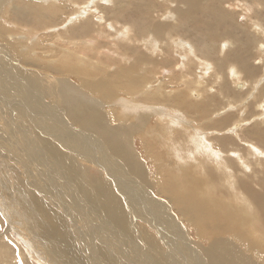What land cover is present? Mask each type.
Segmentation results:
<instances>
[{
    "label": "bare ground",
    "instance_id": "1",
    "mask_svg": "<svg viewBox=\"0 0 264 264\" xmlns=\"http://www.w3.org/2000/svg\"><path fill=\"white\" fill-rule=\"evenodd\" d=\"M55 1L56 0H47L45 3L43 2L44 5L49 6L47 8H37L33 5H26L24 3L13 2L12 4L10 3V7H7L6 9L3 8V9L4 11L7 12L8 15L13 16V20L14 19L17 20L16 23L13 22L17 26L26 25L32 29L35 27H44L45 29H47V27L52 26V24H55L58 21V17L60 14V8H58L56 4H53L55 3ZM98 1L99 0H86L85 2H83L79 0H70V3L72 2L73 3L72 5H74L81 12H77L78 15H75V16L71 15L69 21L66 22L64 26L71 25L73 23L75 24V22L77 21H80V22L78 23L77 26L71 27V29H68L66 33L68 31L70 32L66 35L68 36L70 35V37L67 36L68 39L70 40L74 38H80L84 36L88 30H91L92 27H96L95 29L97 30L99 29V31L103 35V38L111 37L109 38V41H107V39L105 38L104 39L101 38V40H105L108 44H105L106 42L103 44L102 41H99L102 44L97 43V45L95 46L92 45V46H89L88 48L85 47L86 49H83L80 47L79 49L75 50L77 52H74V50L73 51L67 50L66 51L67 53L65 52L64 54L62 53L60 54V55H63L68 60L66 64L65 63L63 64L60 62L55 63L52 61V65H46L45 68L51 72H54L55 74L57 73V74L65 75V73H68V74L74 73L73 78H75V80L77 79V81L79 82V84H81V86H83L86 90H89L90 93L92 94L96 93L97 96H100V99L96 100L97 103H101V101L107 102L109 100H112L114 97L116 98L117 94L122 93V92H125V93L127 92L131 93L133 91L140 92V89H141L143 91V94L141 95L143 97V100H145L146 103H149V101H151L150 103L154 105L157 104L156 106L160 108V111L155 112L157 113L158 118L156 117L157 119L155 120L154 126L152 127L148 126V127L142 128L141 127L142 125L147 126V124L149 125L150 124L149 122L152 121V117H150V115L145 116L144 114L141 117H139V120L137 121V123L141 124V126L133 125L134 127L131 128L133 132L136 131L138 133L140 129L144 130L145 128H147L146 131L144 132V135L142 134L143 136L140 135L139 139L133 140L135 148H137V150L141 148L140 149L141 156L139 157V155L138 156L132 155L131 153L133 152L131 148L130 150L127 149V146L121 141L122 140L121 138L123 137V133L119 129V127L111 129V126L108 124V120H107L109 119L108 118L109 114L107 115L105 113L107 116L102 117L101 114L99 115L96 112L97 107L93 108L91 106L84 105V103H83V106H81L79 104L80 101H76L75 102L76 104L73 103L69 111L65 110L67 113L66 114L60 102L58 104H52V103L49 104L48 101H44L46 99H44V97L42 96L41 98L44 99L43 103L38 104L39 98H37V94H38L37 91L44 90L43 82L41 80L34 78L33 81H31L30 83L26 82V85H25L24 83L25 78H24V81H22V78L20 77L19 74L14 75L15 76L14 82L12 81L5 82V79H3L0 76V150L3 152L2 159H1L2 160L1 165H4L2 168L7 173L11 172V173L17 174V176L19 177L18 182L20 184L17 187L18 188L17 191L19 192L20 197L28 198L26 199V201L23 198L24 200L23 205L25 207L24 213H25L27 221L25 220L23 214L19 211L18 207L17 206L11 207L15 205V204H11V205H8L9 207L6 206L7 208H9V214L8 215L6 213L5 214L9 220L7 222L6 227L4 225L5 229L4 228L2 229L6 230V232L7 231L12 232V230L15 227L17 228L20 227L17 223L19 222L23 223L26 221L27 223L25 222L23 224L24 226L25 224L28 226L24 227L25 231L23 232L18 230L19 234L26 239L27 235L29 236L28 227L32 228V230L34 231L33 232L34 234H35V231H38L37 232L38 236L36 234L35 238L38 237L39 242L35 244L36 245L35 247L37 248L38 251L42 252L43 254L42 258L45 259L44 262H46V260L47 262H51V259H53V262L51 264H87V260L85 257L87 256L86 248L87 250H89V252L91 251V248H92L93 256L90 259L88 258L90 261L89 262L90 264H104V262L109 263V264H128L126 263V261H122V259L123 260L125 259L123 251H125L126 253H129L132 257L134 256L137 263L145 264L146 259H144L145 257L143 256H145L144 254H147V256L150 254L151 255L150 258L154 260L153 262L151 261L152 264H161V263L162 264L164 263L182 264L181 262L175 263V261L172 258H170V254H167L165 257H163L162 255L164 253L160 251L158 246L157 248L149 247L148 250L142 253L138 252L139 250L137 247L139 246V244L142 243L143 246L146 247V245L150 242V240L152 243L161 244V242H163L162 243L163 245L168 243L169 246L171 247L175 246V248L181 252L182 258L184 255L187 256L185 259L189 264H201L202 263V261L201 262L199 261L198 254H193L192 250L195 251L194 249L195 247L193 245L191 246V244L188 243V240H189L188 237L186 236L183 238V236H185L183 234L184 232L183 228L179 225L180 227L177 226L178 228L175 229L174 225H176V223L178 224L180 223L173 218L172 214L171 215L168 214L169 210L167 206L165 204H162L164 201L161 203L162 205H160L159 208H157L159 212L156 210L158 212V214L155 213L156 217L153 214L155 211L153 210L149 211L151 215L153 214L154 216V219H152V221L154 222L153 225L157 229L159 230L165 229L164 228L165 224L168 225V227L170 228V231H168L167 229L164 232L162 231L163 236L161 237H163L162 239L163 241L158 240L159 237H157L153 232L152 233L148 232V234L147 233L143 234V231H141L143 238L139 237V241L131 239L133 237H136L135 233L138 232L137 227L135 226V222L131 218L137 215L136 210H141V209L137 208L135 204L133 203L134 201L133 198L137 197L136 193L132 194L133 192H135V189L134 191H130V190L127 191L128 190L126 189L127 182L126 183L121 182L123 180L121 170H120L121 167L118 168L117 164L111 165V168L109 165L108 167L110 168L109 170H107L106 167L103 166L104 172L101 173L100 171L97 172L96 170L94 173H99V174L97 175L92 174V176L90 175V177H87L88 179L83 178L84 171L82 170L79 172L78 161H76L75 159L76 157L73 155H70L69 153H67V151L73 152L74 155L78 153V154H81L83 156L90 157V158H93L94 155L98 156V154L96 153V151H98V146L95 142L96 139L90 135V132L89 133L86 132L87 136L85 138H84V135L82 134L85 132V130L88 131L89 128L96 127L98 129L103 130V132L107 135V139H108L107 142L109 143L110 152L112 150L114 154H118V156L119 155L121 156L120 160L122 164L127 169H129V171L132 173V176L135 173V175L139 176L142 180H145L149 183V179L144 171L145 169L144 164L141 162V159H143L144 155H145L144 158L147 161V164H146L147 168L153 167L154 169L161 170L164 173L162 181L161 182L159 181L161 179L159 176L157 177L158 181L156 183H158V185H160L161 183L163 184L161 187V191H165V193L168 192L170 194L174 202L177 203V211L180 212V215L186 219L188 225L190 223L191 228L193 230L195 229L196 233L199 236L203 237L204 242L206 241L207 245L204 247V250H206V255L210 260V264H260L255 259V257L253 258L251 256L252 254L251 252L259 256V258H261V256L264 255L263 246L256 244V242L254 241L255 239L253 240V238L258 239L260 237L262 239V237H264V178H261L260 176L259 177L260 179H258L257 172L247 171L245 169L246 168L245 165L242 168V170L241 169L235 170L234 167L231 168V165H233L235 162L233 160L232 162L227 161V160L231 161L230 159L231 157H229L231 156L229 154V152L231 151H229L226 154V156H222V157L219 156L220 152H218V150L222 148V145L224 146L226 144V140L228 138L221 137V139L216 140L217 143H219L220 145V148L216 150L215 146L217 145L215 142L216 138L214 136L215 135L214 131L218 132L219 130H217V128H219L220 126H223V124H225L226 122L228 123L229 116L227 117L226 120L218 122V121H215L214 119H211L210 116L212 113L211 114L208 113L210 112L209 109H206L205 111L206 113H202L199 110L200 111L199 113L194 114L195 112H192V111H195L194 110L195 108H193L192 111H191V108L196 103L193 102V105H189L190 102L188 99L187 100L189 103L186 100L185 101L187 102V104L184 103L182 99L185 98L184 96L186 95L183 96V92H181L179 89H178L179 92H175V90L170 89L171 88L170 84L172 83H169L168 80L162 81L161 83L157 85L156 88L153 86L154 87L153 89L151 87H148V84L146 83L150 81L149 70L152 64L156 63L158 60H160L158 62L160 64L168 63L169 62L167 61L169 60L168 56H170V59H171L172 50H168V48L171 47L172 41L170 42L169 40L173 36H176V33H175L176 31H181V30H178L179 28H176L177 25L179 24H181L180 27H183L181 29H185L187 31L190 29L191 30L194 29V31L192 30L193 31L192 34H194V38H193V41H190L189 43L180 42L178 44L179 48L177 52L178 51L179 52L177 54H179V56L181 57H184L186 61L184 64L179 63L177 69L179 68L180 71H175V70L171 71L172 73H174L173 75H175V77L180 76L183 79L186 78L184 80L186 81L190 77V75L186 72H188L190 68H192L193 66L194 67L199 66L198 67L199 71H204V74L202 73L203 74L202 82L199 83L200 85H204L206 83L205 78L207 77V73H209V76L212 75L216 77L214 79L215 81L218 80V77H219V80L221 79V75L223 74V67L221 68L222 70L218 68L219 66L217 65L219 63L217 61V58L216 59L213 58L214 57L213 54L216 53L215 52V48L217 45L216 42L218 41L217 33H213V32L208 33V37H204L206 34H204L203 31H201V24H199L201 23V21L199 20L195 22L194 24L190 22L192 20L191 14L195 12H196L195 13L196 15L197 13L200 14L201 11L204 9L205 5H209L210 7V5L212 4L217 7L218 1H215V0H179L178 2H176L174 0H166L169 2L168 4H163V6H166V11L162 15L158 14L157 18H155L156 16L151 14L153 15L152 17L148 13V11L146 12L144 11L145 14L147 15L146 19L148 20V22H145L144 18L142 17L141 19H143L145 25L142 24L143 21L141 20L140 22L142 25L140 24L138 20H136L135 23L134 21L132 23L130 22V20L128 21L124 19V11L125 12L129 11L130 13L129 9L138 5L137 0H113V4H111L112 2L110 3L111 6L107 3L110 7L105 5L104 7L105 11H101L99 9L98 5H100L101 1H99V3ZM146 2L144 3L145 5L142 3V6L144 5L143 8L149 9V4H146ZM263 3H264V0H259V5H257V7L259 8L264 7L262 5ZM1 4L2 3L0 2V6ZM44 5H41V6H44ZM151 5H153V3ZM235 5L236 4L234 3V6ZM92 6L98 8V10L101 11L102 13V16L98 15L99 19H101L102 17V20L99 22H96L95 24H92L93 21L91 22L90 20V14H92L91 13L92 11L95 12L98 10H96L95 8L91 10ZM160 6L162 5H159V7ZM235 7H238V4ZM138 9H140V7L139 8L137 7V10ZM252 9H255V8L246 7L244 9V11L247 13V15L245 14L246 18L249 17ZM108 11H110V13ZM172 11H174L175 15L178 18H181L184 20L182 23L177 24L176 27L174 26L173 29L170 28V25H171L170 23H167L162 20V17L166 16L167 12H172ZM115 12L118 15L115 14ZM108 16H111V19H109L110 17ZM114 16H117V17H114ZM169 18H174V16H169ZM178 21H181V20H178ZM138 22L140 26H136ZM103 24H105L106 29L104 28ZM253 24L259 29H261L262 31L261 37L262 35L264 36V31H263L264 28L260 27L261 21H253ZM148 25H152V28L154 30V32L150 34L148 33V34L153 35L155 38L158 37L160 42H157L156 39L151 40L149 35L141 36L142 33L137 30V28H140V30H144V31L146 30V28H148L149 30ZM202 26H204V24ZM57 27L55 28L57 29ZM109 28H112V31L109 30ZM48 29L50 30V28ZM0 30L4 31L2 25H0ZM29 30L31 29L29 28L25 29V31L27 32ZM1 31H0V34L3 33ZM94 31L93 32L91 31L92 33L90 32L89 34H93ZM139 35L141 36V39H143L142 41L144 43L143 47L141 45V48L143 50L145 48H150V52L144 53L146 50L145 51L141 50L140 52L138 51L139 53L138 55H136V57L131 56L129 53H127L128 50L123 48L122 45H126L129 41L135 42V43L136 41L137 43L140 42L141 40H140ZM215 35L217 36L215 37ZM148 36L149 38L147 39ZM166 37L167 39H169L168 40L169 43L167 42L166 44H162L161 39H164ZM228 37L226 38L227 39L226 41L222 40V42H220L222 47L220 46H219L220 48L217 47L219 49L217 51L219 53V57L224 62L225 65H226L225 61L229 55L228 49L226 50V48L227 46H231L233 44V42L230 40V36ZM210 42H213V43H210ZM159 43L160 45L162 44L163 47L165 46L164 50H162L163 48L159 45ZM185 43H188L190 47L188 46L189 47L188 48ZM138 44L136 47H138ZM86 45H87V42H84V46ZM102 45L108 46L109 48L113 47V49L112 50L109 49L110 52L109 51L107 52L105 48L103 51V48L102 49L100 48V46ZM95 48H98L99 51H102V52L101 53L99 52L96 55ZM83 50H85L84 51L85 53H90V54H93L94 56H92L91 59L88 58L87 55L84 56L85 53L84 54L82 53ZM131 51L133 53L135 52L133 50ZM156 51L165 52L167 54V56H165L166 54L164 55L166 58L163 60L164 57L159 58L157 55L156 57H153V55L151 54L152 52L154 53ZM102 53L104 54V57H102ZM107 53H109L108 57L106 56ZM192 53H194V57H192ZM122 54H127V55L122 56ZM18 55H19V52H18ZM63 56H61L62 59H63ZM73 57L74 58L77 57L78 60L74 59ZM82 58L84 60H82ZM66 59H64V61ZM24 60L28 64L42 67V65L37 63L35 59L24 58ZM91 61H95V63ZM177 61H179V59ZM78 62L84 63L82 66H80L83 68L76 66ZM85 62L88 63V65L85 64ZM89 63H93V65L90 66ZM105 66H107V68L109 67L110 69L105 68ZM0 68L1 70H3L1 67V64H0ZM227 69L231 71V74L229 72L228 73L230 74L231 76L230 78L234 82L239 81V79H241V77H243L244 75L249 77V80L251 81L252 80L254 81L256 79V77L253 79V74L255 73L257 68L253 66L249 69L251 71V72L249 71V73H243L241 70L238 69V67L233 66V65H232V69H231V66H228ZM141 70H142V73L145 72L142 76L145 77V75L146 74L147 75L145 78L143 77L140 78L141 76L140 75L138 79L136 78L135 74L137 73L139 74ZM0 74L3 75V77L8 75L4 72H0ZM180 77H178L177 80L175 79L176 84L180 83L179 82ZM49 80L50 82L49 84L48 83L47 84L52 89L51 91L53 92V94L57 93L58 89L55 88V86L57 85L58 87V84L61 83V80L54 79V78L51 79V77ZM15 81H19V84L20 86H22V88L19 87ZM187 83L188 82H186V84ZM4 85L8 86V88H6ZM221 85H223L221 86L222 88L217 89V90L222 91V92L219 93V91H217L214 88L212 92L210 91V93L214 95L213 99L216 97L224 98L226 99V102L228 101L229 103V100L231 97L230 90H228L229 89L228 87L224 86V82ZM33 90L35 91V93L33 92ZM51 91H48V92H51ZM60 92L62 93V90H60ZM61 93L60 94L58 93L54 97L62 99L63 97ZM204 94H205V91H204ZM34 95H36V99L32 97ZM212 95L210 96L212 97ZM260 97L259 98L262 101V106H264V89L260 92ZM87 99L91 102L94 101L88 97ZM89 101L88 103H90ZM207 101L208 103L211 102L210 105L211 104L213 105V102H212L213 100L210 101L207 99ZM204 102L205 101L203 99L202 101L203 104L201 105L205 106ZM45 104L47 105L46 107L48 108L46 107L44 108ZM191 104H192V101H191ZM65 105L67 104L65 103ZM197 106L198 104H196V107ZM206 106H208L207 103H206ZM53 107L54 109H52ZM218 108H221V107H218ZM55 109H57V111ZM143 109H148V108H143ZM167 109L172 110V111L185 112L186 116L193 118L190 125L193 124L194 128L190 127V125L189 127H184L182 122L179 121V120H183V117L180 118L181 115L179 117H174V116L166 114L167 112L163 113V111ZM103 116H105L104 113H103ZM112 116H115V115H112ZM120 117L122 118V116ZM194 120L200 121V123L198 124L199 125L203 124V126L205 127L203 128L195 124ZM176 122H177V125L174 124ZM73 123L75 124L77 123V125L78 124L82 125L81 129H83L84 132L83 131L82 133L78 132L80 133L79 135L80 137L77 136L76 134H73L70 131L69 129L71 128L70 125L72 126ZM259 123L256 124L257 128L251 130V132L250 131L246 132V137L248 136V134L258 135L259 141L263 142L264 141V127L260 125ZM68 124H70L69 128H68ZM10 125H12V127H10ZM28 128H35L36 130L40 132L42 131L41 133L47 134V136H45L44 138H40V135L38 133L39 136L37 137L31 131V129H28ZM181 133L184 135L181 136ZM196 134L200 138V142L198 143L195 139ZM128 135L131 136L130 133H128ZM203 137H206L209 142H206L203 139ZM79 138H81V141L79 140ZM83 140H86V142ZM162 140L165 141V144H164V141L162 142ZM161 143L162 145L164 144V146L168 150L167 154L169 151H172L171 153L175 155V157L173 156L174 159L172 158L173 159L172 162L167 161L166 163H164L165 160H167V158L165 157V155H163V153H161V157L159 156V152L161 149L160 147L162 146ZM185 143L187 144L185 145ZM258 144L264 145V143H259V142ZM43 147H44V150H43ZM260 147L261 146H259V148ZM93 149H96V150L94 151ZM42 150L49 157L48 166L46 165L47 168L50 167L51 169L50 172H53L54 175H56L54 177L52 176V173L49 174V170L45 172L48 174L47 177L45 176V179L48 180L49 185L43 182V178H42L43 176L40 175L41 173L40 174L37 173L39 170H36L37 172L35 171L36 168L38 169V164L36 161L39 160V158L42 160L44 159V156L42 157V152H43ZM184 150L187 151V153H184L183 152ZM260 150H262V153H263L264 147H261ZM10 155H11V159H8L6 162L5 161L6 156L9 158ZM239 156L241 157V154ZM32 157L35 160L36 159L37 160L31 161ZM74 159L77 163V166H74L73 164L71 165V161L74 162ZM123 159L126 162L123 161ZM15 160H18V161L15 162ZM245 161H247L246 157H245ZM29 162H32V163H29ZM105 162H107V160ZM10 163H16L14 164L16 165L14 169L9 167L8 164ZM98 164L102 165L99 162ZM240 165H242V160H241ZM64 166L66 167L65 169L63 168ZM192 168H194L199 173L201 172L206 173V176L207 175L209 176V177L207 176L208 178L206 182L204 179L205 176H203L204 180L200 179V181L192 179L190 176L191 174H189V171L191 173ZM60 170L62 171L60 172ZM238 172L244 173L243 179L238 176L239 175ZM260 172H263L262 167H260ZM62 173L63 174L66 173L71 176V177L69 176L67 177L69 178L70 182L69 181L67 182H69L68 184L70 186H66L67 184L65 183L66 181L64 182V177H62ZM104 173L105 174L109 173V174H107V176L104 177L103 176ZM109 175L112 176L110 179L108 177ZM113 176H116L118 179H115ZM112 178H114V180H112ZM57 179L59 181H57ZM127 180L129 181V179ZM74 181H75L76 186L73 184ZM0 182H2L1 177H0ZM175 183L176 184L178 183L179 186L177 187L178 184L175 186ZM180 184L187 187L186 188L187 190L185 191L187 197L185 196V193L184 194L182 193V191L184 190L180 191L181 190ZM205 184L207 185L206 187H205ZM142 185L143 184L139 186L142 187ZM199 185L200 186L203 185L204 187L203 193H199L197 191V188ZM190 188H192L193 190H191ZM211 188L214 189L213 190L214 196L212 192V196H213L212 200L210 199V195H211L210 189ZM0 189H2V186H0ZM158 189L159 188H157V191ZM227 189L229 193L227 192ZM231 190H232V194H231ZM124 191H126V193ZM217 193L219 194V197L221 196L223 197L221 198L223 200L225 198L224 196H226V200L231 199L230 201L235 202V203L236 202L241 203V201H243V205L237 204L238 206H232L231 208H229L228 207L229 205H226V203L228 202H224V204L218 203L217 201L219 200V198L216 197ZM72 194L74 195L72 197V203L74 204L73 206L75 208L79 207L81 209L84 207L85 210L87 209L85 212H90V213L92 212V215H93L92 218L98 220V222L100 223V224L96 223L100 227V230H102L101 228L104 229V226L106 225L108 226V224H110V226L112 227L111 228L112 232L114 231L113 233L105 232L104 235L98 234L97 237L94 236L95 245L101 242V245H97L98 246L97 249H95L93 245H92L93 247L90 246L89 244L90 241L89 242L87 241V245H86V242H85L86 240L83 239V237L85 238V235L83 233L82 234L80 233L81 230L80 232L74 231V233L72 231V228L73 229L76 228V227L74 228V224H76L74 222L76 221L75 219H73L74 214L72 213L73 214L72 216V214L68 213V209L71 208V206L68 205L66 202V200H68V197L71 196ZM124 195H126L125 201L127 203V206H125L126 204H124L122 200V197ZM216 199L218 200L216 201ZM8 202L9 201H7L6 203ZM25 202H27V204H29L30 206L28 209L26 208ZM52 204L55 205V207H50L52 206ZM56 207H58L60 211H62L61 209H64V211H66L67 218H64L60 214V212L57 211L58 209L56 210ZM142 207L145 208L144 206ZM211 208L214 209L213 212L211 211ZM235 209L238 211V216H239L238 218H236L237 215L235 213ZM242 212H244L245 214L244 216L242 215ZM140 213H143L142 210ZM174 215L178 216V213H175ZM167 216H170V217H167ZM5 219L7 220L6 217ZM146 220L149 221L148 219ZM29 225H32V227ZM110 226L108 228H110ZM176 231L180 232L177 238H175L174 236L177 234ZM248 234H250V236H248ZM251 236H253V238H251ZM103 237H106V239L104 240ZM97 239L101 241H97ZM126 239L127 241H125ZM178 240H180L181 242L180 243L177 242ZM143 241H146V243H144ZM117 242L120 245V251L122 250L123 253L118 251V245L116 244ZM124 242L126 244H124ZM184 243L191 246V249L189 247L190 249L189 253L185 251L186 245ZM242 245L245 246V249H247L246 251L245 249L241 248ZM132 257L129 256L128 258H126V260L127 261L129 260L128 262H130L131 264H136V262L134 261V259H132ZM165 258L168 260H166ZM181 260L184 261V259H181ZM0 262H1V257H0Z\"/></svg>",
    "mask_w": 264,
    "mask_h": 264
},
{
    "label": "rangeland",
    "instance_id": "2",
    "mask_svg": "<svg viewBox=\"0 0 264 264\" xmlns=\"http://www.w3.org/2000/svg\"><path fill=\"white\" fill-rule=\"evenodd\" d=\"M2 1H4V2H2ZM46 1L47 0H15V1L14 0H0V2L2 3L1 6H0V10H1L0 11V25H2V27L4 29V31H1L0 30L1 32H3V33L0 34V64H1V67L3 69V70H1V68H0V70H1L0 72H4V73L8 74V75H6V76L3 77V75H1L2 74L1 73L0 76L3 79H5V82H9V81L14 82V80H15L14 79L15 78L14 75H18L19 74L20 77L22 78V81H24V78H25V81H24L25 85H26V82L30 83L31 81L34 80V78H37V79L41 80L43 82L44 90L43 91H37L38 92L37 98H39V100H40V101L38 100V104L43 103V100L44 99H46L44 101H48L49 104H51V103L52 104H58L60 102L61 106L64 108V111L65 110H68L69 111L70 107L76 101H80L79 104L81 106H83V103H84V105H88V106H91L93 108H96L97 107L96 108V112L99 115L101 114L102 117H106L109 114L108 115V118L109 119H107V120H108V124L111 126V129H114V128H118L119 127V129L122 131L123 137L121 138L122 139L121 141L127 146V149L130 150V148H131V150H132L133 153H131V152L130 153L132 155H136V156L139 155V157H140L141 156L140 155L141 154L140 153V149L141 148L137 150V148H135V146H134V141L133 140L139 139L140 135L143 136L144 135V132L146 131L147 128H145L144 130L143 129H140L139 130V133L136 132V131L133 132L131 128L134 127L133 125H139V126H141V124L137 123V121L139 120V117H141L144 114H145V116L146 115H150V117H152V121L149 122L150 123L149 125L148 124H147V126H143L142 125L141 127L144 128V127H148V126H150V127L154 126L155 125V120L158 118L157 117V113H155V112L160 111V108H158L156 106L157 104L154 105V104L150 103L151 101H149V103H146L145 100H143V97L141 96L143 94V91L141 89H140V92L133 91L131 93H129V92H127V93H125V92L119 93V94L116 95V98L114 97L112 100L107 101L108 103L106 101H101V103H97L96 100L97 99L99 100L100 99V96H97L96 93H93V94L90 93L89 90H86L83 86H81V84H79V82L77 81V79L75 80V78H73V74L74 73H69V74L68 73H65V75L64 74H57V73L55 74L54 72H51V71H49V70H47L45 68L46 65H52V61L55 62V63H57V62L59 63L60 62V63H63V64L65 63L66 64L68 62V60L63 55H60V54L61 53L64 54L67 50L68 51H73L74 50V52H77L75 50L79 49L80 47L83 48V49H86L89 46H92V45L95 46V45H97V43H99V44H102L103 43L104 44L106 41L105 40H101V38H103V35L99 31V29L97 30V29H95L96 27H92L91 30H88L86 32V34H88L90 36H88V35L85 34L84 36H82L80 38H74L72 40L68 39V37H70V35L68 36L66 34H68L70 31H68L67 33H66V31L68 29H71V27L77 26L80 21H77V22H75V24L73 23V24L67 25V26H64V24H66V22L69 21L71 15L72 16H75V15H78L77 12H81L74 5H72L73 4L72 2L70 3V0H56L55 3H53V4H56V6L58 8H60V14H59L57 23L52 24V26L47 27V29H45L44 27H35V28L32 29V28H30V27H28L26 25H19V26H17V25H15V23H16L17 20H15V19L13 20V16L8 15L7 12L4 11V9H6L7 7H10V3L12 4L13 2L24 3L26 5H33V6L37 7V8H47L49 6L43 4V2L45 3ZM79 1L85 2L86 0L85 1L84 0H79ZM99 1H101V3H100V5H98V7H99V9L101 11H105V8H104L105 5L106 6H109V5L111 6V4H113V0H110L109 1V3H108L109 5L108 4H105V3H102V0H99ZM99 1H98V3H99ZM144 1L145 2L146 1L149 2V3L146 2V4H149V9L148 8H146V9L143 8V6L145 5L144 4L145 3ZM174 1L178 2L179 0H174ZM215 1H218V6L217 7L215 5H212V4L210 5V7H209V5H205L204 6V9L201 11V13L199 12L201 15L198 14V13L196 15L195 14L196 12L193 13V14H191V19L192 20L190 22L194 24L195 22H197L199 20L201 21V23H199V24H201V31H203V33L207 35V36L205 35L204 37H208V33H212V32L213 33H217L218 36L215 35V37L217 36L218 41L216 42L217 43L216 48H215V52L216 53L213 54L214 55L213 58L214 59L217 58V61L219 63L217 65V66H219L218 68L221 69L223 67V74L221 75V79L219 80V77H218V80L215 81L214 79L216 77H214L212 75L209 76V73H207V77L205 78L206 79V83L204 85H200L199 83L202 82V78H203L204 71H199V69H198L199 66L198 67H194L193 66L192 68H190V70L188 72H186V73H188L190 75L189 79L190 80L192 79L191 81L193 83L189 79H187L186 81H184L186 78L183 79L180 76H178V77L181 78V79L179 78V80H180L179 82L180 83L179 84L177 83L179 86L175 83V79L177 80L178 77H175V75H173L174 73H172L171 71H174V70L175 71H180L179 68L177 69L179 63L180 64H184L185 61H186V59L184 57H181V56H179V54H177L179 52V51L177 52V50L179 48L178 44L180 42H188L189 43L190 41H193L194 34H192V33H193L194 29H192L193 31L191 29L188 30V31L185 30V29H181L183 27H180L181 24H179V23H182L184 20L181 19V18H178L175 15L174 11H172V12H167L166 13V16H163L162 17V20L165 21V22H167V23H170L171 24L170 25V28L171 29H173L174 26L176 27V25L179 24V25H177L176 28H179L178 30H181V31H176L175 32L176 33V36H173L170 40L167 39V37L164 38V39H161L162 44H166L167 42L169 43V41L170 42L172 41L171 42V47H169L170 49L168 48V50H172L171 59H170V56H168V58H169V60H167V61H169L168 63L160 64V63H158L160 60H158L156 63L152 64V66H151V68L149 70V73L150 74L148 73L149 74L150 81L149 82H146V83L148 84V87H151L153 89L154 87L156 88L157 85L159 83H161L162 81H167L168 80L169 83H172V84H170V86H171L170 89L175 90V92H179V90H180L181 92H183V96L186 95V96H184L185 98L182 99V101H184V103L187 104V102L189 100V102H190V103L188 102L189 105H193V102L196 103V104H198L199 107L198 106L197 107L199 109L196 107V104L193 105L192 108H191V111H192L193 108H195L194 109L195 111H192V112H195L194 114L199 113L200 111L202 113H206L205 112L206 109H209L210 112H208V113H210V114L212 113L211 116H210L211 119H214L215 121H218V122H221L223 120H226L227 117L229 116L228 117L229 118L228 123L226 122L225 124H223V126H220L219 128H217V130H219L218 132L217 131H214L215 132V135L214 136L216 138L215 139V142H216V145L219 146V147L215 146L216 150H218L220 148V145H219V143H217L216 140L221 139V137L228 138L226 140V144L224 146L222 145V148H220L218 150V152H220L219 153V156L220 157L226 156V154L229 151H231V152H229V154L231 155V156H229V157H231L230 158L231 161L230 160H227L229 162H232V160L235 161L234 164L231 165V168L234 167L235 170H239V169L242 170V168L245 165L246 166L245 169L247 171H249V169H250L251 171H256L257 172L258 175L257 174L256 175H257V178L258 179H260L259 178L260 176H261V178H264V155H261L262 150H260V148L261 147H264V145L258 144V142L259 143H264V141L263 142H260L259 139H258L259 138L258 135L248 134V136L246 137V132H248V131L251 132V130L257 128V125H256L257 123L260 122L259 124L264 127V106H262V101L260 99L261 98L260 97V92L264 89V80H263L264 79V36L262 35V37H261V32H262L261 29H259L258 27H256L253 24V21H261V26L260 27L264 28V11H263L264 10V7H262V8L257 7V5H259V0H215ZM160 2H161V4H160ZM164 2H166V3H164ZM231 2H233V3H231ZM137 3H138L137 6L129 9L130 10V13H129V11H126V12L124 11V19L125 20H128V21L130 20V22H132V23L134 21V23H135L136 20H138L139 22H140V20L143 21V19H141V17H142V18H144V21L145 22H148V20L146 19L147 18V15L145 14L146 11H148V13L150 15L153 14L154 16H156L155 18H157V15L158 14H161L162 15L166 11V6H163V4H168L169 2L166 1V0H163V1L162 0H157V1L156 0H154V1H152V0H150V1L149 0H137ZM142 3L144 4L143 6H142ZM152 3H153L154 6L151 5ZM156 3H158V4H156ZM234 3L236 5L238 4V7H235L236 5L234 6ZM41 5H44V6H41ZM159 5H162L163 7L162 6L159 7ZM172 5H174V4H172ZM262 5L264 6V3ZM137 7L138 8L140 7V9L137 10ZM150 7L153 9V11H152V9ZM155 7H157V8H155ZM246 7L255 8V9H252L251 10L249 17H247V18L245 16V14L247 15V13L244 11V9ZM91 8H92L91 10H93L94 8L96 10H98V8H96L94 6H92ZM134 8H136V9H134ZM142 10H143V12H142ZM101 11L98 10V11H95V12L94 11L91 12L92 14H90V20H91V22L93 21L92 24H95L96 22H99V21L102 20V17H101V19H99V17H98V15L99 16H102ZM108 12L110 13V11H108ZM138 12H140V13H138ZM115 14H117V13L115 12ZM2 15H4V16H2ZM111 15H112V13H111ZM125 15H126V17H125ZM153 15H151V16L153 17ZM131 16H132V18H131ZM169 16H174V18H169ZM108 17H110L109 19H111V16H108ZM114 17H117V16H114ZM131 19H132V21H131ZM116 20H117V18H116ZM178 20H181V21H178ZM144 21L142 22V24L145 25ZM13 22H15V23H13ZM139 22H138V24L136 26H140L139 25ZM140 24H141V22H140ZM203 24H204V26H202ZM55 25H57L58 27L55 26ZM99 25H101V24H99ZM103 25H104V28L106 29L105 24H103ZM54 26L57 27V29ZM148 27H149V30H148V28H146L145 31L144 30H140V28H137V27L136 28H137V30L139 32L142 33V34L139 33V34H141V36H147L150 33L154 32V30L152 28V25H148ZM191 27H193V26H191ZM26 28H29L31 30H29L27 32V31H25ZM48 28H50V30ZM203 28H204V30H203ZM254 28H256V29H254ZM109 30L112 31V28H109ZM147 30H148V32H147ZM91 31L92 32L94 31L93 34H95V35L89 34ZM263 31H264V29H263ZM141 36H140V40L142 41L143 39H141ZM149 36H150V39L151 40L152 39H156L157 42H160L158 37L155 38L153 35H149ZM149 36L147 37V39L149 38ZM228 36H230V40L233 42V44L231 46H227V48H226V50L228 49V54L229 55H228V57H227V59L225 61L226 62V65H225L224 62L219 57V53L217 52L219 49L217 47H219V46L222 47L220 42H222V40L226 41L227 40L226 38ZM93 37H95V38H93ZM104 38L107 39V41H109V38H111V37H109V38L104 37ZM137 38H139V37H137ZM99 41H102V43L99 42ZM141 41L138 42L139 44L137 43V41H136V43L129 41L130 43L128 42L127 44H129L130 46L126 44V45H122V47L125 48L126 50H128L127 53H129L131 56H135L136 57V55H138V53L141 50H143L141 48V45L143 47L144 43H143V41L142 42ZM84 42H87V45L86 46H84ZM188 43H185L187 47L189 46ZM210 43H213V42H210ZM64 44L66 45V47H65ZM105 44H108V43L106 42ZM137 44H138V47H136ZM162 44L160 45V43H159V45L163 48L162 50H164L165 49V46L163 47ZM70 48H71V50H70ZM100 48L101 49L103 48V51L106 48L105 50L107 52L108 51L110 52V50L113 49V47L112 48H109L108 46H105V45L100 46ZM130 48H132V49H130ZM95 49H96V51H95L96 55H97V53H99V52L101 53L102 52V51H99L98 48H95ZM38 50H40L41 52L38 51ZM131 50H133L135 52L133 53ZM84 51L85 50H83V52H82L83 54L85 53ZM136 51H137V53H136ZM143 51H145L144 53H149L150 52V48H145ZM18 52H19V55H18ZM213 52H214V50H213ZM83 54H81V55H83ZM108 54L109 53H107V55H106L107 57H108ZM165 54H166L165 52L156 51L154 53L152 52L151 55H153V57H156V55H157L159 58H163L164 57L163 58V60H164L166 58L165 56H167V54L166 55ZM86 55L90 59L92 58V56H94L93 54H90V53H85L84 56H86ZM125 55H127V54H122V56H125ZM61 56H63V59H62ZM221 56H222V54H221ZM55 57H56V59H55ZM102 57H104V54L103 53H102ZM192 57H194V53H192ZM24 58H32V59H35L37 63H39L40 65H42V67H38V66L32 65V64H28V63L25 62ZM57 58H58V60H57ZM64 59H66L67 61L66 60L64 61ZM74 59H77L78 60L77 57H75ZM178 59H179V61H177ZM82 60H84V59L82 58ZM182 60H183V62H182ZM91 62H94L95 63V61H91ZM176 63H177V65H176ZM83 64L84 63H82V62H78L76 64V66L80 67ZM85 64L88 65V63H86V62H85ZM229 64H231V65H229ZM89 65L90 66L93 65V63H89ZM232 65L238 67V69L241 70L243 73H249V71H250L249 69L252 66L255 67V68H257V70L255 71V73L253 74V79L255 77H256V79L254 81L253 80L251 81V80H249V77H247V76L244 75L243 77H241V79H239V81H236V82L232 81V79L230 78L231 77L230 76L231 71L227 69L228 66H231V69H232ZM80 68H83V67H80ZM105 68H107V66H105ZM107 69H110V68L108 67ZM13 70H14V72H13ZM144 73L145 72L142 73V70H141L139 72V74L137 73V74H135V76H136V78H138L141 75L140 78L141 77L145 78L147 74L144 77V76H142ZM50 77H51V79L54 78V79L61 80V83L58 84V87L55 84L56 85L55 88L58 89L57 90V93H55V94H53V92L51 91L52 89L48 85L49 82H50V80H49ZM174 77H175V79H174ZM138 79H137V81H138ZM15 82H16V84H18L19 87L22 88V86H20V84H19V81H15ZM186 82H188V83L186 84ZM223 82H224V86L225 87H228L229 88L228 90H230L231 97H230L229 103H228V101L226 102V99H224V98L216 97V98L213 99L214 95H212V93H210V91L212 92V90L214 88L216 90L222 88L221 86H223V85H221V84ZM189 83H190V85H189ZM248 83H249V85H248ZM241 85H243V86L241 87ZM172 86H174V87H172ZM5 87L8 88V86H5ZM60 90H62V93L60 92ZM48 91H51V92H48ZM204 91H205V94H204ZM217 91H219V90H217ZM33 92L35 93L34 90H33ZM220 92H222V91H219V93ZM58 93L59 94L60 93L62 94V97H63L62 99H59L57 97H54ZM39 94H41V95H39ZM132 94H134V95H132ZM205 95H206V97H205ZM210 95H212V97ZM42 96L44 97V99L41 98ZM200 96H201V98H200ZM32 97L36 99V95H34ZM87 97L88 98H91L94 101H92V102L89 101L87 99ZM200 99H202V100H200ZM203 99L205 101L204 102L205 106L204 105H201V104H203L202 103ZM207 99L210 100V101L213 100L212 101L213 102V105L212 104L210 105L211 102L208 103ZM87 100L91 104L88 103ZM54 101H56L57 103L54 102ZM191 101H192V104H191ZM197 101H198V103H197ZM65 103L67 105H65ZM206 103L208 104L209 107L206 106ZM93 105H95V106H93ZM46 106L47 105L45 104L44 105V108ZM218 107H221V108H218ZM46 108H48V107H46ZM143 108H148L149 110L148 109H143ZM52 109H54V107ZM55 110L57 111V109H55ZM171 111L172 110L167 109V110L163 111V113H166L167 112L166 114L171 115V116H174V117H179L181 115L180 118L183 117V120H179V121L182 122V124H183L184 127H189V125L192 122V119L193 118L186 116V113L183 112V111H172V112ZM123 112H124V114H123ZM65 113H66V111H65ZM103 113H104L105 116H103ZM177 114H179V115H177ZM194 114H193V116H194ZM112 115H115V116H112ZM117 116H119V117H117ZM120 116H122V118ZM224 117H226V118H224ZM25 119H26V117H25ZM130 119H131V121H130ZM128 122H130V123H128ZM194 123L197 124V125H199L198 123H200V121L194 120ZM174 124L177 125V122L174 123ZM69 125L70 124H68V128H69ZM191 125H193V124H191ZM191 125H190V127L194 128V125L193 126H191ZM199 126H201L203 128L205 127V126H203V124H201ZM10 127H12V125H10ZM70 127H71V128H69L70 131L73 134H76L77 136H79L80 133H82V131H83V129H81L82 128V125L81 124H78L77 125V123L76 124L73 123L72 126L70 125ZM94 128H89L88 131L85 130V132L83 131L84 133H82V134L84 135V138H85L87 136V133L86 132H88V133L90 132V135L96 139L95 142H96V144L98 146V151H96V153L98 154L99 157L97 155H94L93 158H90V157H86V156H83V155L78 154V153H76L74 155L73 152H71V151H67V153H69L70 155H73V156L76 157L75 159H76V161H78V166H79L78 170H79V172L82 171V170L84 171V173H83L84 174V176H83L84 179H86L87 177H90V175L92 176V174H96V175L99 174V173H94L96 170H97V172H99V171L101 173L104 172L103 171V166L106 167L107 170H109L111 168V165H116L117 164L118 168L121 167L120 170H121V174H122V178H123V180L121 182H124V183L127 182L126 183L127 184L126 189H128L127 191H129V190L130 191H134V189H135V192H133L132 194H135L136 193V196L137 197L136 198H133L134 199L133 203L135 204V206L137 208H140L142 210V212H143V213H140L141 210H136L137 211V215L135 217L131 218V219L134 220L135 226L137 227V230L140 233V234L138 232L135 233L136 237H133L131 239L132 240L139 241V237L140 238H143L142 233H141V231H143V234H145V233L148 234V232H150V233L153 232L157 237H159L158 240L163 241L162 240L163 237H161V236H163V232L166 231V229L168 231H170V228L168 227V225L165 224L164 225V228L165 229L159 230V229H157L153 225L154 222L152 221V219H154L153 214L156 217V214H158V212H159V210L157 208H159L160 205L165 204L167 206L168 210L170 211V212L168 211V214L169 215L172 214L173 215V218L180 223V224L176 223V225H174L175 226V229H177L178 228L177 226L180 225L183 228V230H184L183 234L185 236H183V238L187 236L188 239H189L188 240V243L191 244V246L193 245L195 247L194 248L195 251L197 249V251H196L197 253L192 250L193 254H198L199 261L200 262L202 261L203 264H210V260H209V258L206 255V250H204V247L207 245L206 241L204 242L203 237L199 236L196 233L195 229L193 230L191 228L190 223H189V225H190V227H189L186 219L183 216L180 215V212L177 211V203L174 202V200L172 199V197L170 196V194L168 192L165 193V191H161V187H162L163 184L161 183L160 185H158V183H156L158 181L157 177H159V176L161 178V179L159 178L160 179L159 181L160 182L162 181L163 176H164V173L161 170L154 169L153 167H148L149 168L148 169L146 167L147 161L144 158L145 155L142 154V155H144V157H143V159H141V158L140 159H141V162L144 164V167H145L144 171H145V173H146V175H147V177L149 179V183L147 181H145V180H142L139 176L135 175V173L132 176V173L129 171V169H127L122 164V162L120 160L121 156L120 155L118 156V154H114L112 152V150L110 152V150H109L110 149L109 148V143L107 142V140H108L107 139V135L103 132V130L98 129L96 127H94ZM28 129H31V131L37 137L39 135H40V138H44L45 136H47V134L41 133L42 131L40 132V131L36 130L35 128H28ZM78 132H80V133H78ZM38 133H39V135H38ZM124 133H125V135H124ZM128 133H130L131 136H129ZM30 135H32V134H30ZM183 135L184 134L181 133V136H183ZM197 137L198 136L196 134L195 135V139H196V141L198 143V142H200V138L199 137L197 138ZM203 139L206 142H209L206 137H203ZM79 140L81 141V138H79ZM127 140L130 143H128ZM83 141L86 142V140H83ZM147 141H148V139H147ZM163 141L164 140H162V142ZM164 144H165V141H164ZM164 144L162 145V143H161L162 146L160 147L161 149H160V152H159V156L161 157V153H163V155H165V157L167 158V160H165L164 163H166L167 161H169V162L171 161L172 162L173 159H174L173 156L175 157V155L173 153H171L172 151H169L168 154H167V151L168 150L166 149V147L164 146ZM182 144H184V143H182ZM186 144L187 143H185V145ZM259 146H261V147L259 148ZM90 147H92V146H90ZM99 149H100V151H99ZM43 150H44V147H43ZM93 150L95 151L96 149H93ZM101 150H102L103 154H102ZM222 151H223V153H222ZM137 152H138V154H137ZM183 152L184 153H187V151H185V150ZM240 154H241V157L242 158L239 156ZM2 155H3V152L0 150V177H1V180H2V182H0V186H2V189H3V190L0 189V202H1L0 203V215H1L0 216V232H1L0 233V257H1L0 264H20V261L21 260L23 261V264H51L53 262V259H51V262H47V260H46V262H44L45 259L42 258L43 257L42 252L38 251L37 248L35 247L36 246L35 244H37L39 242V238L38 237H37L38 239L35 238L36 237V234L38 236V233H37L38 231H35V234H34L33 233L34 231L32 230V228L28 227L29 236L27 235V238L26 239L24 237H22L19 234V232H18V230H20L21 232L25 231V228L24 227L25 226H28L26 224L24 226V224H23V223H25L27 221L26 220L25 213H24V208L25 207L23 205L24 204L23 198L25 199V201L28 198H26V197H23V198L20 197L19 192L17 191L18 190L17 187L20 185L19 182H18L19 177L17 176V174L16 173H11V172L10 173H7L2 168L4 166V165H1ZM43 156H44V159L43 160L39 158L40 161L37 160V159H36L37 160L36 161L32 157L31 158V161L32 160H35L37 162L38 169L36 168L35 171L36 170H39L38 172L37 171L36 172L39 173V174L41 173L40 175L43 176L42 177L43 178V182L45 184H48L49 185L48 180L45 179V176L47 177L48 174L45 173V172L47 170H49V174L52 173V176H54V177L56 175H54L53 172H50L51 171L50 167L47 168L48 162H49V157H48V155H46V153L44 151L42 152V157ZM245 157H246L247 161H245ZM8 159H11V155L9 156V158L6 156L5 161L7 162ZM75 159H74V162L71 161V165L73 164L74 166H77V163H76ZM104 160L105 161L107 160V162H105ZM238 160H240V161H238ZM241 160H242V165H240L241 164ZM248 160H249V162H248ZM17 161L18 160H15V162H17ZM38 161H39L40 164L38 163ZM95 161H97V162H95ZM123 161H125V160L123 159ZM98 162L100 164H102V165H99ZM29 163H32V162H29ZM75 163H76V165H75ZM14 164H16V163H10L8 165H9L10 168H13L14 169L15 166H16ZM109 165H110V168H108ZM260 167L263 168V172H260ZM63 168L65 169L66 167L64 166ZM63 168H61V169H63ZM193 169L194 168L191 169V173L189 171V174H191L190 175L191 178L194 179V180H199L200 181V179H203L204 178L203 176H205L204 179H205V182H206V180H207V178L209 176L207 175L208 176L207 177L206 176V173H204V172L199 173L195 169L194 170ZM152 170H154V171H152ZM61 171L62 170H60V172ZM128 171H129V173H128ZM107 174H109V173H106V174L104 173L103 176L105 177V176H107ZM238 174H239L238 176L240 178H242V179L244 178L243 177L244 176V173L243 172H238ZM125 175H127V176H125ZM200 175H202V176H200ZM251 175H253V174H251ZM68 176L71 177L70 175H68L66 173H64V174L62 173V177H64V182L66 181L65 183L67 184V185L66 184H64V185H66V186H70L68 184L70 182L69 181V178H67ZM128 176L129 177L131 176V177L129 178ZM108 177L110 179L112 176L109 175ZM113 177L115 179H118L116 176H113ZM154 177H156V178H154ZM114 178H112V180H114ZM127 179H129V181ZM57 181H59V180L57 179ZM67 181H69V182H67ZM154 181H155V183H154ZM73 184L76 186L75 181L73 182ZM141 184H143L142 187L139 186ZM177 184L175 183V186ZM178 186H179V184L177 185V187ZM206 186L207 185L205 184V187ZM157 188H159L158 191H157ZM186 188H187L186 186H183V185L180 184V189L181 190L180 189H178V190H180V191L184 190V191H182V193L183 194L185 193V196L187 197L186 192H185L187 190ZM190 189L193 190L192 188H190ZM213 190L214 189H212V188L210 189V194H211L210 195V199L211 200H212V198L214 196ZM197 191L199 193H203V191H204L203 185H201V186L199 185L198 188H197ZM124 192L126 193V191H124ZM212 192H213V196H212ZM227 192H228V189H227ZM73 194L68 197V200H66L67 204L71 206V208L68 209V213H70V214L73 213L74 214V216L72 214V216L74 217L73 219H75V221H76V222H74V223H76V224H74V228L75 227L76 228L75 229L72 228V231L74 233V231L80 232V230H81L80 233L81 234L83 233L85 235V238L83 237V239L86 240L85 241L86 242V245H87V241L88 242L90 241L91 242V243L89 242L90 246L91 247L94 246V248L97 249L98 248L97 245H101V242L100 243H97V245H95V240H94L95 237L94 236L97 237L98 234L104 235L105 232L111 233L112 232V229H111L112 227L110 226V224H108V226L105 224L106 226H104V229L101 228L102 230H100V227L96 224V223H98V224H100V223L98 222V220L92 218L93 217L92 212L91 213L90 212H85L87 209L85 210L84 207L80 209L79 207H76L75 208L73 206L74 205L72 203V197L74 196ZM217 194H216V197H218L219 200L216 199V201L218 200L217 202L218 203H222V204H224V202H228V203H226V205H229L228 206L229 208H231L232 206L243 205V201H241V203L240 202H236L235 203V202L230 201L231 199H227L226 200V196H224L225 198L223 200V199H221L223 197L222 196L219 197V194L218 195ZM231 194H232V190H231ZM126 195H124L122 197V200H123L124 204H126L125 206H127V203L125 201ZM7 201H9V202L6 203ZM25 203H26V208L28 209L30 206H29V204H27V202H25ZM147 203H148V205H147ZM154 203H155V205H154ZM11 204H15V205H13L11 207H14V206H17L18 207L19 211L23 214V216H24V218H25L26 221L23 222V223H21V222L17 223L20 227L19 228L15 227L12 230V232L11 231H7L6 232V230H4V229H5L6 225H7L8 220H9L8 217L6 216V214L7 215L9 214V208H7L6 206L11 205ZM142 206H144L145 208H143ZM50 207H55V205L52 204V206H50ZM145 209H146V211H145ZM56 210L58 212H60V214L64 218H67V214H66V211H64V209H61L62 211H60V209L58 207H56ZM152 210L155 211V212L151 215V213L149 211H152ZM211 211L213 212L214 209L211 208ZM175 213H178V216H175L174 215ZM235 213L237 215L236 218H238L239 217L238 216V211L236 209H235ZM149 215H150V217H149ZM242 215L243 216L245 215L244 212H242ZM5 217L7 218V220L5 219ZM167 217H170V216H167ZM146 219H148L152 223L149 222V221H147ZM33 224H34V222H33ZM4 225H5V227H4ZM79 225H80V227H79ZM29 226L32 227V225H29ZM109 226H110V228H108ZM106 227H107V229H106ZM2 228H4V229H2ZM82 228H84V229H82ZM176 233L177 234L174 235L175 238H177V236H178V234L180 232L179 231L178 232L176 231ZM123 236H125V235H123ZM248 236H250V234H248ZM103 238H104V240L106 239V237H103ZM251 238H253V236H251ZM262 239L260 237L258 239L253 238V240L256 242V244L263 246V249H264V237H262ZM97 241H101V240H98L97 239ZM125 241H127V239ZM33 242H35V243H33ZM143 242L146 243V241H143ZM177 242L180 243L181 241L178 240ZM162 243L163 242H161V244ZM116 244L118 245V251H120V245L118 244V242ZM124 244H126V243L124 242ZM161 244H159V243H152L151 240H150V242L145 247V246H143L142 243H140L139 246L137 247L138 250H139L138 252L142 253V252H145L146 250H148L149 247H156L157 248V246H158V248L160 249V251H162L165 254V255L164 254L162 255L163 257H165L167 254H170V258H172L175 261V263H180L181 262L182 264H189L186 261V259H185L187 256L184 255L183 258H182L181 257V252L179 250H177L175 248V246L174 247H171V246H169L168 243H166L165 245H163V244L161 245ZM184 244L186 245L185 246V251H187V253H189L190 252V249H191V246L188 245V244H186V243H184ZM18 246H19V248H18ZM189 247H190V249H189ZM137 248H135V249H137ZM173 248H174V250H173ZM241 248L245 249V246L242 245ZM246 250L247 249H245V251ZM120 252H122V250ZM123 252H124L125 259L124 260L122 259V261H126V263L131 264L130 262H128L129 260L128 261L126 260V258H128L129 256L130 257H132V256L129 253H126L125 251H123ZM178 252H180V253H178ZM86 253H87V256H88V257L85 256L86 257V260H87V264H90L89 263L90 262L89 259L93 256V254H92V248H91V251L90 252L86 248ZM251 253L253 254V255L251 254V256L253 258L255 257V259L258 261V263L264 264V258H263L264 257L263 254L264 253L262 254L263 256H261V258H259V256L255 255L253 252H251ZM144 255L145 256H143V257H145L144 259H146L145 264L146 263L147 264H152V262L154 260H152L150 258L151 255L150 254L148 256H147V254H144ZM36 256H37V258H36ZM132 259H134V261L136 262V264H142V263H137V261L135 260L134 256L132 257ZM181 259H184V261L181 260ZM166 260H168V259H166ZM30 261H31V263H30ZM104 264H109V263L104 262ZM164 264H168V263H164Z\"/></svg>",
    "mask_w": 264,
    "mask_h": 264
},
{
    "label": "snow or ice",
    "instance_id": "3",
    "mask_svg": "<svg viewBox=\"0 0 264 264\" xmlns=\"http://www.w3.org/2000/svg\"><path fill=\"white\" fill-rule=\"evenodd\" d=\"M102 3H105V4H107V3H109V0H102ZM243 85H241V87H242ZM261 155H264V153H261ZM249 171H251L250 169H249ZM20 264H23V261L21 260L20 261Z\"/></svg>",
    "mask_w": 264,
    "mask_h": 264
}]
</instances>
